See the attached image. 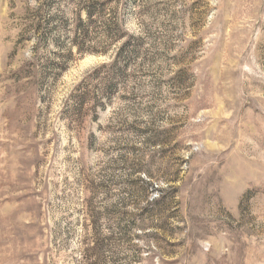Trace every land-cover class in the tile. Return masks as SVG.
I'll return each instance as SVG.
<instances>
[{
    "label": "rangeland",
    "instance_id": "374dc122",
    "mask_svg": "<svg viewBox=\"0 0 264 264\" xmlns=\"http://www.w3.org/2000/svg\"><path fill=\"white\" fill-rule=\"evenodd\" d=\"M0 264H264V0H0Z\"/></svg>",
    "mask_w": 264,
    "mask_h": 264
}]
</instances>
